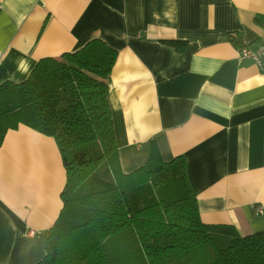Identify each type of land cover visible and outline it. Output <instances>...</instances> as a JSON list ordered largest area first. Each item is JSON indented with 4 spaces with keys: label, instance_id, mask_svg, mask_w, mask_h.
I'll return each mask as SVG.
<instances>
[{
    "label": "crops",
    "instance_id": "obj_1",
    "mask_svg": "<svg viewBox=\"0 0 264 264\" xmlns=\"http://www.w3.org/2000/svg\"><path fill=\"white\" fill-rule=\"evenodd\" d=\"M264 35V0H0V84L99 39L121 167L153 144L183 156L202 222L264 230V73L240 58ZM55 140L20 124L0 144V264H36L62 207ZM256 208L261 212L256 213Z\"/></svg>",
    "mask_w": 264,
    "mask_h": 264
},
{
    "label": "trees",
    "instance_id": "obj_2",
    "mask_svg": "<svg viewBox=\"0 0 264 264\" xmlns=\"http://www.w3.org/2000/svg\"><path fill=\"white\" fill-rule=\"evenodd\" d=\"M116 54L93 39L0 84V144L27 125L55 140L65 169L62 207L36 264H264V230L202 222L183 156L164 161L150 144L147 161L123 171L108 102Z\"/></svg>",
    "mask_w": 264,
    "mask_h": 264
},
{
    "label": "built area",
    "instance_id": "obj_3",
    "mask_svg": "<svg viewBox=\"0 0 264 264\" xmlns=\"http://www.w3.org/2000/svg\"><path fill=\"white\" fill-rule=\"evenodd\" d=\"M238 54L240 58L251 59L262 71L264 69V35L259 39L258 45L255 49L242 46L238 49ZM255 210L256 213L261 212L260 208H256Z\"/></svg>",
    "mask_w": 264,
    "mask_h": 264
}]
</instances>
